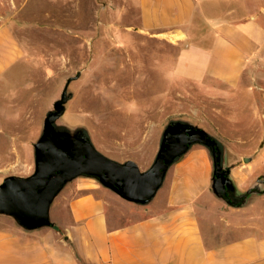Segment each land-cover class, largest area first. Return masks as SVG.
Here are the masks:
<instances>
[{"label":"rangeland","instance_id":"rangeland-1","mask_svg":"<svg viewBox=\"0 0 264 264\" xmlns=\"http://www.w3.org/2000/svg\"><path fill=\"white\" fill-rule=\"evenodd\" d=\"M231 6L238 9L237 19L249 13L264 25V0H236ZM4 22L24 40L30 61L21 77L12 79L18 81L0 87V182L9 174L33 171V143L45 113L78 71L82 74L69 86L74 96L63 120L85 125L107 155L133 159L146 169L167 121L183 117L220 137L230 163H253L264 174V46L240 88L225 99L173 80L172 65L184 42L166 31L143 30L134 0H0V25ZM247 156L254 159L245 162ZM79 181L94 184L100 193L109 191L94 179H75L53 203L56 225L66 211V195ZM116 199L130 217L145 215L146 206ZM11 224V218L0 216V227ZM47 229L54 228L41 231Z\"/></svg>","mask_w":264,"mask_h":264},{"label":"crops","instance_id":"crops-1","mask_svg":"<svg viewBox=\"0 0 264 264\" xmlns=\"http://www.w3.org/2000/svg\"><path fill=\"white\" fill-rule=\"evenodd\" d=\"M134 1L143 30L166 31L184 42L173 80L214 97L231 98L264 46L263 23L249 13L237 19L236 0ZM29 61L24 40L11 23H2L0 87L18 81L12 79ZM229 164L241 191L264 175L253 163ZM172 169L165 193L164 184L145 215L136 217L121 210L116 193L79 181L54 229L0 227V264H264V194L252 195L243 207L219 200L211 191L212 159L200 145Z\"/></svg>","mask_w":264,"mask_h":264},{"label":"water","instance_id":"water-1","mask_svg":"<svg viewBox=\"0 0 264 264\" xmlns=\"http://www.w3.org/2000/svg\"><path fill=\"white\" fill-rule=\"evenodd\" d=\"M68 77L60 98L45 113L39 137L33 143L34 169L28 175L9 174L0 182V216L11 218L27 232L55 227L52 206L66 186L77 178L96 180L124 200L148 206L164 186L171 168L196 145L207 149L213 163L212 193L229 206L248 205L254 194H264V175L245 191L232 177L228 146L218 136L183 117L165 124L151 165L142 169L133 159H115L95 144L85 125L63 120L67 103L74 96ZM254 156L244 157L248 162Z\"/></svg>","mask_w":264,"mask_h":264}]
</instances>
